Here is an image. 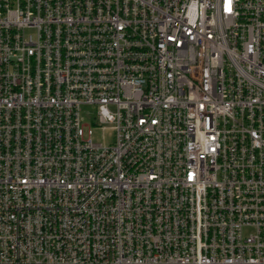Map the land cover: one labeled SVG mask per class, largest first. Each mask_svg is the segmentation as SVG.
<instances>
[{
  "label": "built area",
  "instance_id": "2783aa9c",
  "mask_svg": "<svg viewBox=\"0 0 264 264\" xmlns=\"http://www.w3.org/2000/svg\"><path fill=\"white\" fill-rule=\"evenodd\" d=\"M0 264H264V0H0Z\"/></svg>",
  "mask_w": 264,
  "mask_h": 264
},
{
  "label": "rangeland",
  "instance_id": "374dc122",
  "mask_svg": "<svg viewBox=\"0 0 264 264\" xmlns=\"http://www.w3.org/2000/svg\"><path fill=\"white\" fill-rule=\"evenodd\" d=\"M92 110H93V107L90 105L81 106V114H82V111L91 112ZM92 117H93V114L91 113L86 116H83V123L85 125H88L89 120H91ZM89 129H91L92 141L100 142V143H110L112 141L113 133L109 125H102L100 128H95L94 126L90 125Z\"/></svg>",
  "mask_w": 264,
  "mask_h": 264
}]
</instances>
